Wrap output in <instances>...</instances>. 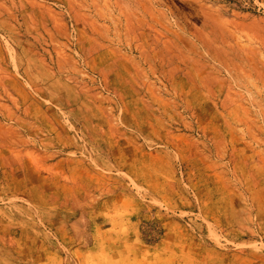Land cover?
<instances>
[{"label":"rangeland","instance_id":"obj_1","mask_svg":"<svg viewBox=\"0 0 264 264\" xmlns=\"http://www.w3.org/2000/svg\"><path fill=\"white\" fill-rule=\"evenodd\" d=\"M0 264H264V0H0Z\"/></svg>","mask_w":264,"mask_h":264}]
</instances>
